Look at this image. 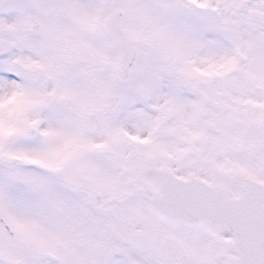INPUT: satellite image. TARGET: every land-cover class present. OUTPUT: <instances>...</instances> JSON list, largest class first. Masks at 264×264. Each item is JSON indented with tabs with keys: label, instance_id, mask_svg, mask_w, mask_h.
I'll return each instance as SVG.
<instances>
[{
	"label": "snow or ice",
	"instance_id": "1",
	"mask_svg": "<svg viewBox=\"0 0 264 264\" xmlns=\"http://www.w3.org/2000/svg\"><path fill=\"white\" fill-rule=\"evenodd\" d=\"M0 264H264V0H0Z\"/></svg>",
	"mask_w": 264,
	"mask_h": 264
}]
</instances>
